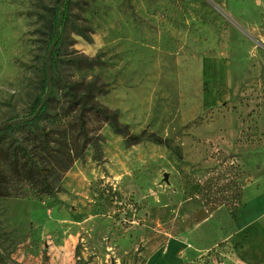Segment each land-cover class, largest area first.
Instances as JSON below:
<instances>
[{
    "label": "rangeland",
    "instance_id": "374dc122",
    "mask_svg": "<svg viewBox=\"0 0 264 264\" xmlns=\"http://www.w3.org/2000/svg\"><path fill=\"white\" fill-rule=\"evenodd\" d=\"M56 1L0 0V125L32 112L37 16ZM66 3L88 39L62 32L58 57L93 66L52 78L96 86L130 134L168 145H126L104 124L102 161L89 146L54 197H0V264H264V0ZM217 177L242 199L208 214L200 186Z\"/></svg>",
    "mask_w": 264,
    "mask_h": 264
},
{
    "label": "trees",
    "instance_id": "16d2710c",
    "mask_svg": "<svg viewBox=\"0 0 264 264\" xmlns=\"http://www.w3.org/2000/svg\"><path fill=\"white\" fill-rule=\"evenodd\" d=\"M40 9L42 13L38 14L37 18L42 20V27L37 32L41 40L36 63L40 93L32 99L30 116L46 94L48 98L34 121L0 131V134L8 132L15 142L13 146H0V158L3 160L0 166V197L3 198H22L29 193L36 197H54L60 192L59 184L65 174L76 162L85 161L84 153L89 146L93 149V159L97 162L102 161L101 144L104 140L100 131L104 124L116 135H120L126 145H136L144 140L156 145H168L167 140L154 134L146 135L145 131L139 135L130 134L126 127L118 122L116 113L94 101V94L100 91L94 85L88 84L80 90L77 84H67L59 78H52L51 87H47L45 72L47 64L51 70L58 69L59 63L75 67L84 65L89 68L93 66V61L64 60L58 57L62 32L68 30L72 34L88 39L85 34L86 28L77 24L71 14L70 3L65 4L64 1L63 5H60V0H57L53 5L40 4ZM51 46L53 49L47 63L46 58ZM53 86H57V90L53 89ZM58 91L66 107L63 113L52 117L48 110L51 104L58 103ZM60 117L69 119L62 124L58 122ZM91 121L94 123L93 126H90ZM47 126L52 127L51 130L48 131ZM22 127L28 129L29 136L16 137V129ZM233 170L239 173L237 167ZM219 181L220 177L211 178L200 186L199 194L202 195L203 206L208 214L230 204L237 208L241 203L242 191L236 180L231 178L225 184Z\"/></svg>",
    "mask_w": 264,
    "mask_h": 264
},
{
    "label": "water",
    "instance_id": "95a60500",
    "mask_svg": "<svg viewBox=\"0 0 264 264\" xmlns=\"http://www.w3.org/2000/svg\"><path fill=\"white\" fill-rule=\"evenodd\" d=\"M64 1L65 0H60V5H63ZM52 49H53V46H51V48L47 54V58H46L47 63L50 59ZM45 72H46V84H47V87L50 88L52 76H51V67L49 64L46 65V71ZM47 98H48V94H46L42 98L40 105L38 106V108L35 110V112L31 116L25 117V118H19L16 120H12L10 122H5L2 125H0V131L7 128V127L16 126V125L21 124V123H27V122L34 121L36 119V117L39 115L42 108L44 107V105L47 101ZM164 180L167 181V175L164 176Z\"/></svg>",
    "mask_w": 264,
    "mask_h": 264
},
{
    "label": "built area",
    "instance_id": "2783aa9c",
    "mask_svg": "<svg viewBox=\"0 0 264 264\" xmlns=\"http://www.w3.org/2000/svg\"><path fill=\"white\" fill-rule=\"evenodd\" d=\"M236 264H242L241 262H238V263H236Z\"/></svg>",
    "mask_w": 264,
    "mask_h": 264
},
{
    "label": "crops",
    "instance_id": "0c3cea01",
    "mask_svg": "<svg viewBox=\"0 0 264 264\" xmlns=\"http://www.w3.org/2000/svg\"><path fill=\"white\" fill-rule=\"evenodd\" d=\"M245 222V221H244Z\"/></svg>",
    "mask_w": 264,
    "mask_h": 264
}]
</instances>
